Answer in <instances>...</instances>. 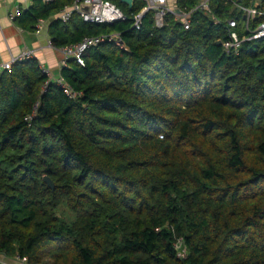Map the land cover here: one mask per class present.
I'll return each mask as SVG.
<instances>
[{
    "label": "trees",
    "instance_id": "trees-1",
    "mask_svg": "<svg viewBox=\"0 0 264 264\" xmlns=\"http://www.w3.org/2000/svg\"><path fill=\"white\" fill-rule=\"evenodd\" d=\"M111 1L126 20L50 24L60 48L120 35L122 47L106 41L83 65L61 66L75 98L33 56L0 71V254L26 264H264V37L237 51L221 43L227 18L243 35L234 3L248 1L211 0L187 29L171 14L156 27L150 12L135 29L143 4ZM72 2L33 3L14 19L34 24Z\"/></svg>",
    "mask_w": 264,
    "mask_h": 264
},
{
    "label": "built area",
    "instance_id": "built-area-1",
    "mask_svg": "<svg viewBox=\"0 0 264 264\" xmlns=\"http://www.w3.org/2000/svg\"><path fill=\"white\" fill-rule=\"evenodd\" d=\"M27 1V0H24ZM143 5L135 13L131 14L132 27L139 29L142 19L148 12H152L153 24L156 27H161L164 24V18L167 14H171L176 21H179L184 29L189 28L190 17L193 12H207L210 13V1L211 0H198L196 4L188 10H182L176 5L170 3L171 0H139ZM231 1V0H229ZM247 4L234 3L235 6L243 12V35L240 36L233 28L236 27V21L233 18H227L226 24L230 27L228 30L227 39L222 41V46L225 50L237 51L241 43L250 39H260L264 37V10L259 9L256 6V2L259 0H247ZM20 12L19 7H15L11 18L17 16ZM73 14H77L84 22L88 23H107L111 24L116 21L126 20L127 15L123 10L110 0H73L69 5H65L59 10V19L63 22L68 21ZM262 17L255 25H252V21L255 17ZM217 22V19H214ZM111 41L119 47H122V41L118 32H110L97 34L92 36H84L80 41L61 47L62 59L60 66L66 65L67 59H74L80 65L84 64L83 56L85 52L96 45L103 42ZM31 57V52H24L16 57L11 56L9 60L0 62V71L4 69H10L12 64L17 60ZM42 71L52 80H55L64 93L70 97L75 98L77 92L67 84L60 75L58 77H52L50 71L40 66ZM35 113V108L32 113L26 116V120L29 121ZM173 246L176 251V256L180 259L186 256V246L182 237H175ZM18 258V257H17ZM20 259V258H19ZM26 264V258L20 259Z\"/></svg>",
    "mask_w": 264,
    "mask_h": 264
},
{
    "label": "crops",
    "instance_id": "crops-1",
    "mask_svg": "<svg viewBox=\"0 0 264 264\" xmlns=\"http://www.w3.org/2000/svg\"><path fill=\"white\" fill-rule=\"evenodd\" d=\"M47 1L0 0V62L9 60L11 56L16 57L24 52H31V56L38 60L40 66L47 68L52 77L60 75L62 51L60 47H54L51 44L48 33L51 22L59 19V11L47 18L37 19L34 24L24 23L21 25L17 20L11 18L16 6L20 8L21 12L33 3ZM170 3L176 5V0H171ZM263 3L264 0H259L256 2V6L264 10Z\"/></svg>",
    "mask_w": 264,
    "mask_h": 264
},
{
    "label": "rangeland",
    "instance_id": "rangeland-1",
    "mask_svg": "<svg viewBox=\"0 0 264 264\" xmlns=\"http://www.w3.org/2000/svg\"><path fill=\"white\" fill-rule=\"evenodd\" d=\"M138 1H139V0H138ZM116 2H117V4H120L121 6H124V7L126 6V4L120 2L119 0L116 1ZM151 14H153V13L150 12V15H151ZM59 211L68 212V211H66V210H64V209H62V208H60ZM0 263H1V264H25V262H22L19 258H16V257H14V258H9V257H5L4 255H1V254H0Z\"/></svg>",
    "mask_w": 264,
    "mask_h": 264
},
{
    "label": "water",
    "instance_id": "water-1",
    "mask_svg": "<svg viewBox=\"0 0 264 264\" xmlns=\"http://www.w3.org/2000/svg\"><path fill=\"white\" fill-rule=\"evenodd\" d=\"M119 1L126 4L128 9H131L134 0H119ZM43 180L49 188L52 189L54 187V183L52 182V180L48 176H43Z\"/></svg>",
    "mask_w": 264,
    "mask_h": 264
}]
</instances>
